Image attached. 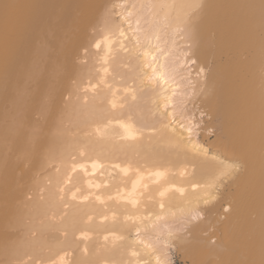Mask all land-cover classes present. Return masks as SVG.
<instances>
[{
    "label": "bare ground",
    "instance_id": "1",
    "mask_svg": "<svg viewBox=\"0 0 264 264\" xmlns=\"http://www.w3.org/2000/svg\"><path fill=\"white\" fill-rule=\"evenodd\" d=\"M262 83L261 0H0V264H259Z\"/></svg>",
    "mask_w": 264,
    "mask_h": 264
},
{
    "label": "snow or ice",
    "instance_id": "2",
    "mask_svg": "<svg viewBox=\"0 0 264 264\" xmlns=\"http://www.w3.org/2000/svg\"><path fill=\"white\" fill-rule=\"evenodd\" d=\"M261 9H262V13H264V0H261ZM121 35H123V33H121ZM95 47L99 49L101 45L97 43ZM153 59H155V57H153ZM262 90H264V83H262ZM165 106L167 107V104ZM44 109L47 110V104L44 105ZM52 115L54 116L55 113L53 112ZM187 132L189 135V142H191V128H188ZM38 135H39L38 130L34 129L33 130L34 140L38 138ZM161 207H163V205H161ZM85 251L87 250L85 249ZM7 264H20V262L10 260L7 262ZM28 264H45V262L44 261H38V262L29 261ZM47 264H59V261L56 259H51L47 262ZM193 264H195V261L193 262ZM218 264H257V262L251 261V260H240V261L222 260V261H218ZM259 264H264V252H262V258L259 261Z\"/></svg>",
    "mask_w": 264,
    "mask_h": 264
},
{
    "label": "rangeland",
    "instance_id": "3",
    "mask_svg": "<svg viewBox=\"0 0 264 264\" xmlns=\"http://www.w3.org/2000/svg\"><path fill=\"white\" fill-rule=\"evenodd\" d=\"M173 248L174 247L171 244L167 245L169 260L173 262L174 264H181V260L175 248L174 249Z\"/></svg>",
    "mask_w": 264,
    "mask_h": 264
}]
</instances>
